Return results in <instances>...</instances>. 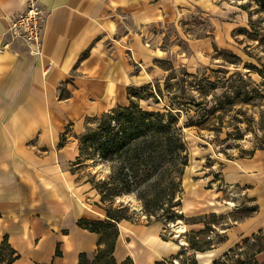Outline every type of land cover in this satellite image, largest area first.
<instances>
[{"label": "crops", "instance_id": "0c3cea01", "mask_svg": "<svg viewBox=\"0 0 264 264\" xmlns=\"http://www.w3.org/2000/svg\"><path fill=\"white\" fill-rule=\"evenodd\" d=\"M38 2L46 15L42 56L35 58L5 35L8 20L28 0H0V48L10 42L0 50V243L6 240L16 252L12 264H78L80 255L89 259L103 247L101 235L81 223L106 218L90 185L77 183L69 171L78 139L94 120L127 107L133 91L171 70L195 75L213 71L220 61L241 62L235 40L245 19L221 0ZM218 173L210 180L214 188L192 185L183 202L188 212L229 210L226 219L235 221L221 243L199 252L213 255L210 264L264 232V147L226 160ZM237 192L248 208L236 209L226 197ZM232 209L241 210L238 218ZM198 224L202 219L187 223ZM116 227L118 264H160L181 256L159 223L121 220ZM254 259L264 264V251Z\"/></svg>", "mask_w": 264, "mask_h": 264}, {"label": "rangeland", "instance_id": "374dc122", "mask_svg": "<svg viewBox=\"0 0 264 264\" xmlns=\"http://www.w3.org/2000/svg\"><path fill=\"white\" fill-rule=\"evenodd\" d=\"M221 2L245 19L235 40V53L241 62L220 61L213 71L200 70L195 75H188L183 68L169 71L161 80L138 90L128 109H115L94 120L78 139V157L69 166L77 183L90 185L94 200L107 216L142 225L161 223L167 229L165 238L178 248L215 246L221 243L225 228L235 223L232 217L226 219L229 210L214 213V217L200 210L188 212L183 202L186 192H192L190 186L214 188L210 180L218 178L221 163L264 147V0ZM226 61L233 62L229 58ZM157 113L164 128L156 135L149 129L119 141L131 132L130 123H142ZM226 197L236 201V209L249 206L241 192ZM231 214L238 218L241 210L232 209ZM181 215L183 220H179ZM198 218L203 224L187 225ZM205 224L214 232L209 233ZM182 234L186 236L179 238ZM261 244L263 249L264 242ZM257 250H236L229 256L230 262L220 264L236 260L250 263V256ZM95 257L89 258L90 264ZM195 257L199 264H210L213 255L188 249L178 264H195ZM10 261L8 247L0 244V264ZM93 264L114 262L110 252L103 250Z\"/></svg>", "mask_w": 264, "mask_h": 264}, {"label": "trees", "instance_id": "16d2710c", "mask_svg": "<svg viewBox=\"0 0 264 264\" xmlns=\"http://www.w3.org/2000/svg\"><path fill=\"white\" fill-rule=\"evenodd\" d=\"M251 67L255 68V66H253V65H251ZM143 88H141V89H143ZM141 89H139V90H141ZM137 91L136 92H134V91L132 92V95H133L134 98H136ZM131 101H133V100H131ZM131 101L129 103L130 105H132ZM115 109L124 111L125 109H128V108H126V107H117ZM115 109H113V110H115ZM109 113H107V114H109ZM107 114H104L103 116H105ZM103 116H101V117H103ZM149 119L151 120L150 122H148L147 124H143V122H145L146 120H149ZM149 119H144V121L142 120V123H141V121L140 122L135 121V122L130 123L131 128H132L131 132H129L127 135H124L122 138H119V141L124 142V141H126V139L128 137L139 136V135L143 134L146 130H149V129L153 131L151 133L152 135H156L158 133V131H161L164 128V126L162 125V116H161V114L157 113L155 116L149 115ZM168 123L171 124V125L174 124V123H171V122H168ZM174 126H175V124H174ZM175 130H176V128L173 129V131H175ZM175 135L177 137L176 141H177L178 145L180 146V149L183 148L182 142L179 139V134L176 133ZM251 211L252 210H247L246 215H248ZM211 217H214V214H212ZM215 218H217V216ZM218 219H224V217L223 218H218ZM179 220H183V216L182 215L180 216ZM119 221H121V220H119ZM119 221H115L113 218H110L109 216H107V213H106V218H105L104 221H101V222L84 221L83 223H81L85 229H87V230H89L91 232H94L96 234H100L101 235L100 241L103 244V247L99 248L96 251V254L94 255L96 257L94 258L95 260L92 262V264L94 262H96V259L98 258V255L103 250H107V252H110L114 264H118L115 261L114 257H113V248H114V242H115V239H116L117 233H118L116 224ZM216 224H218V222ZM205 225H206L207 230H208L209 233H213L214 232L213 229H211V228L208 229L210 227L209 224H205ZM111 232H112V237L110 238L109 236H110ZM201 232H203V231H201ZM199 234H201V233H199ZM180 236H182L184 238L186 236V234H182ZM261 242H264V232H261L259 235L255 236L251 240L244 241L240 246L236 247L235 250L231 251V253L225 254L222 259L213 262V264H220V263H222V261L223 262L224 261H229L230 262L231 259L229 258V256L231 254H234V252H236V250L242 249V253H243L246 247H258V250L253 252V254L250 256V259H251L250 263L244 262L243 260H236L235 263H233V264H257V262L254 259L255 255L264 251V248L263 249L260 248V245H262ZM0 244H5L8 247V249L10 251V254H11L10 264H12L13 261L15 259H17L16 252L7 244L6 240H3ZM187 247H188V249H190L192 251H195V252H203V251H206V250L210 249L212 246L209 247V248H206V249H201V250L196 249L195 246H192V247L190 246L189 247L187 245ZM181 249H182V253L180 254L181 256H178L177 258H173L171 260L162 262L160 264H178V260L181 259L185 255V253L183 252L184 246H181ZM194 262H195V264H197V262L195 260H194ZM126 263H131L132 264V262L129 261V260H126V261H124V262H122L120 264H126ZM78 264H90V260L84 254H82V255L79 256V263Z\"/></svg>", "mask_w": 264, "mask_h": 264}, {"label": "built area", "instance_id": "2783aa9c", "mask_svg": "<svg viewBox=\"0 0 264 264\" xmlns=\"http://www.w3.org/2000/svg\"><path fill=\"white\" fill-rule=\"evenodd\" d=\"M46 12L40 6L38 0H28L25 10L8 20L5 35L10 42H18L26 54L38 58L42 56L41 28L45 20ZM10 42L3 45L0 50L8 48ZM50 64L47 70L50 68Z\"/></svg>", "mask_w": 264, "mask_h": 264}, {"label": "bare ground", "instance_id": "6f19581e", "mask_svg": "<svg viewBox=\"0 0 264 264\" xmlns=\"http://www.w3.org/2000/svg\"><path fill=\"white\" fill-rule=\"evenodd\" d=\"M178 235V234H177Z\"/></svg>", "mask_w": 264, "mask_h": 264}]
</instances>
